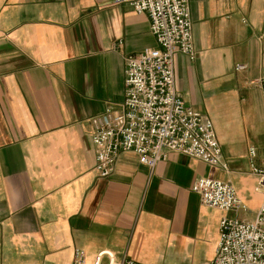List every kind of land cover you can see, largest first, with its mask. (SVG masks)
Returning a JSON list of instances; mask_svg holds the SVG:
<instances>
[{"label": "crops", "instance_id": "obj_1", "mask_svg": "<svg viewBox=\"0 0 264 264\" xmlns=\"http://www.w3.org/2000/svg\"><path fill=\"white\" fill-rule=\"evenodd\" d=\"M195 60L176 86L214 124L227 170L177 153L154 170L132 152L100 178L89 121L126 97V59L159 49L147 15L112 0H0V264H210L223 217L263 204L264 0H190ZM238 66H244L238 71ZM201 178L230 183L246 210L205 207ZM102 264H109L108 258Z\"/></svg>", "mask_w": 264, "mask_h": 264}, {"label": "built area", "instance_id": "obj_2", "mask_svg": "<svg viewBox=\"0 0 264 264\" xmlns=\"http://www.w3.org/2000/svg\"><path fill=\"white\" fill-rule=\"evenodd\" d=\"M114 6H129L138 15H147L159 49H146L126 59V97L119 109L106 111L89 121L96 149L97 175L110 178L123 153L132 152L141 165L154 170L177 153L197 159L210 167L227 170L213 122L187 105L176 86L178 54L195 60L190 0H112ZM238 66L237 70H243ZM264 86V82H258ZM250 150V167L258 178L257 190L264 195V168ZM192 191L203 206L224 213L246 210L233 185L219 180L198 179ZM219 245L210 264H264V201L253 222L223 217ZM140 264L129 260L117 263L110 251L97 254L94 264ZM82 249L74 251L72 264H87Z\"/></svg>", "mask_w": 264, "mask_h": 264}]
</instances>
